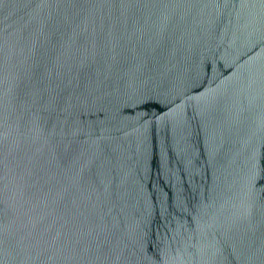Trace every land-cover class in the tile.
Returning a JSON list of instances; mask_svg holds the SVG:
<instances>
[{"label": "water", "instance_id": "1", "mask_svg": "<svg viewBox=\"0 0 264 264\" xmlns=\"http://www.w3.org/2000/svg\"><path fill=\"white\" fill-rule=\"evenodd\" d=\"M0 264H264V0H0Z\"/></svg>", "mask_w": 264, "mask_h": 264}]
</instances>
